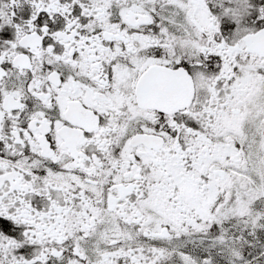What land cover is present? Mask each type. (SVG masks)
<instances>
[{"label":"snow or ice","instance_id":"obj_1","mask_svg":"<svg viewBox=\"0 0 264 264\" xmlns=\"http://www.w3.org/2000/svg\"><path fill=\"white\" fill-rule=\"evenodd\" d=\"M0 264H264V0H0Z\"/></svg>","mask_w":264,"mask_h":264}]
</instances>
